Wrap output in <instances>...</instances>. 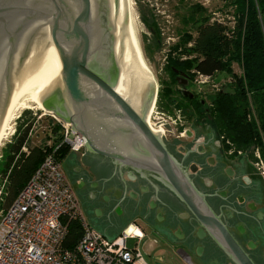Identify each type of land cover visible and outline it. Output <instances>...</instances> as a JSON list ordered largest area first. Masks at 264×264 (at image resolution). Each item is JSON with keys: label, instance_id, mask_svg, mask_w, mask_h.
Instances as JSON below:
<instances>
[{"label": "water", "instance_id": "water-1", "mask_svg": "<svg viewBox=\"0 0 264 264\" xmlns=\"http://www.w3.org/2000/svg\"><path fill=\"white\" fill-rule=\"evenodd\" d=\"M152 24L138 0H0V140L13 115L35 100L71 126L70 138L83 136L85 153L71 150L62 167L88 223L109 242L140 215L205 264H264V220L237 217L232 231L233 210L210 200L226 195L210 192L227 189L235 210L237 194L264 210V176L249 153L224 161L248 186L225 176L207 179L205 192L167 147L165 123L147 120L158 96L151 91L160 46ZM177 81L183 96L194 97L185 73ZM174 110L186 115L180 101Z\"/></svg>", "mask_w": 264, "mask_h": 264}, {"label": "trees", "instance_id": "trees-1", "mask_svg": "<svg viewBox=\"0 0 264 264\" xmlns=\"http://www.w3.org/2000/svg\"><path fill=\"white\" fill-rule=\"evenodd\" d=\"M235 4L237 19L232 27L220 20L211 21L210 16L204 15L205 7L197 5L201 14L193 17L195 33L182 34L176 46L181 49L180 54L167 66L171 79L159 95L170 107L179 102L175 85L180 73H185L190 82L198 74L230 76L229 87L213 94L211 104L193 101L195 111L201 118L209 119L207 123L210 121L209 124L237 149L253 153L259 147L264 154V0H236ZM149 27L155 30L154 23ZM234 63L241 66V73L235 72ZM183 97L181 101L190 99ZM32 128V122L19 128L4 150L5 160L0 170L4 207L14 202L45 155L64 139L62 124L54 123L46 136L52 144L30 145ZM69 150L70 146L63 143L58 147L57 156L61 159ZM81 235L80 222L69 221L66 243H75Z\"/></svg>", "mask_w": 264, "mask_h": 264}, {"label": "built area", "instance_id": "built-area-1", "mask_svg": "<svg viewBox=\"0 0 264 264\" xmlns=\"http://www.w3.org/2000/svg\"><path fill=\"white\" fill-rule=\"evenodd\" d=\"M198 76L203 83L212 78ZM61 124L64 139L45 155L14 202L8 207L0 206V264H150L137 246L128 245L129 239L139 243L144 238L138 225L128 226L109 242L85 220L79 198L57 156L61 144L79 151L85 140L76 132L70 138L71 126ZM253 154L254 165L264 176V154L259 147ZM3 200L4 184L0 189V202ZM72 220L80 222L82 235L68 245L66 238Z\"/></svg>", "mask_w": 264, "mask_h": 264}, {"label": "rangeland", "instance_id": "rangeland-1", "mask_svg": "<svg viewBox=\"0 0 264 264\" xmlns=\"http://www.w3.org/2000/svg\"><path fill=\"white\" fill-rule=\"evenodd\" d=\"M236 0H138L142 8L149 15L152 23H154L155 29L159 32L160 46L156 55L155 62L151 68L153 77H155L154 85L158 86L159 93L164 87L168 85L170 81L169 72L167 66L170 65L172 59L180 54L181 49H176L177 44L182 40V34L185 32L195 33L193 26V17H199L201 14L197 5L205 7L206 11L204 15L210 16L211 21L220 20L225 22L229 26H234L237 19V8L235 4ZM241 66L238 63H234V70L236 73H241ZM221 74H215L207 82H199L201 78L197 75L194 81L190 82L187 91H190L211 104L213 94L220 89L229 87L230 76L222 77ZM180 86L175 85L177 90ZM158 93L155 112L151 115L152 122H161L162 118H166L172 123L174 128H182L180 120H176L175 110L168 106L165 98H161ZM181 90L177 93L178 98L181 99ZM184 104V108H189L185 101H180ZM34 103H30V108L22 109L19 113V117L13 122V130L11 135L4 139L0 149V168L4 160V149L18 134L19 128H22L26 123L32 122L33 129L31 131L30 143L31 145L42 144L47 142L52 144L51 140H46L47 132L50 131V126L54 123H62L53 114L37 108ZM164 112V114H163ZM193 114H197L195 111ZM159 118V119H157ZM151 122V123H152ZM177 122V123H175ZM187 125V124H185ZM250 154H254L250 151H246ZM245 152V153H246ZM5 155V154H4ZM3 181L0 177V189L3 187ZM0 206H4V200L0 202ZM157 239V236L151 233L147 234L139 243L137 239H129L128 245L130 247H136L142 252L150 264H163L159 259L158 250L149 251V241Z\"/></svg>", "mask_w": 264, "mask_h": 264}, {"label": "flooded vegetation", "instance_id": "flooded-vegetation-1", "mask_svg": "<svg viewBox=\"0 0 264 264\" xmlns=\"http://www.w3.org/2000/svg\"><path fill=\"white\" fill-rule=\"evenodd\" d=\"M178 92H180L179 88L177 89ZM159 93V89H158ZM181 94V93H180ZM158 98V96H157ZM181 98H184L181 96ZM199 100L202 105H206L207 101L199 98L198 96H194L190 99H184L183 101L186 102V104L189 106V108H186V115L184 114H179L176 117V120H180V124L182 125V128L176 127L175 129L172 128L171 126H168V123L164 120L161 121L165 125L164 132L162 133V137L165 140L167 147L169 150L175 155V157L182 162L184 165H186L189 168V172L192 176H194L195 181L197 185L203 190L208 191V188L206 184L208 183L207 179L214 184V182L218 183L223 177L225 176H230L234 177L238 180H241L245 185L248 186L247 183H249V179L244 176L242 178L236 177V171L232 168L231 165L229 166H224V161L228 162H235L238 161L239 158L245 156L247 153L246 151H243L241 149H237L232 143L228 142L226 140V137L224 134L219 133L218 130H216L214 127H212L209 123L206 121H203V118L199 115V113L196 114V116H191L190 119L193 118L191 124L192 126H186L183 122L182 119L186 118L188 115H191L190 113L195 112V108L193 105V101ZM181 101V99L179 100ZM192 102V104H191ZM157 99L154 105V108L156 107ZM178 102L173 104L171 107L174 109L177 108ZM152 107V106H151ZM179 109V108H178ZM154 110V109H153ZM153 110L150 112L149 116L147 117V120L151 123V115L153 114ZM180 111V110H179ZM181 113V112H180ZM164 114V112H163ZM164 119V118H163ZM177 123V122H175ZM249 156V160L253 166V170L261 176L259 171L256 169L254 166V157L252 154H247ZM192 165H197L196 171H191V166ZM228 170L232 171L231 174L228 173ZM262 177V176H261ZM126 180L129 182V184L139 183L140 178L137 177L135 181H130L125 177ZM200 180L203 182L204 186L202 183H200ZM233 185V184H231ZM161 189L163 188L162 185ZM143 187V186H142ZM162 190H165L164 188ZM205 191V192H206ZM210 192V191H208ZM222 192H225L226 195L225 197L222 195H218L217 197L211 198V202L217 206V202L214 203V199H218L221 202V205H224L226 210L231 208L233 210V217L229 220V226L231 230L233 231V226L234 225V219L238 217L240 219L241 217H253L254 220L257 222H263L264 220V210L258 211L257 206L253 205L251 203L244 204V202H241V199L243 200V195H236V201H238V204H240L239 209L237 208L235 210V206H233L235 203L232 202L231 198L229 197V193L227 189H218V191L215 190V192H210L212 194L214 193H219L221 194ZM95 194L94 192L90 193V197H94ZM130 196H132L130 194ZM133 197V196H132ZM165 199V196H163ZM224 201V202H222ZM167 202V201H166ZM173 202L176 203L177 206L179 204L174 200ZM162 205V204H161ZM135 206V205H134ZM164 206V205H162ZM256 206V208H255ZM166 207V206H164ZM250 207V208H249ZM169 209L168 207H166ZM250 209H254V216L250 215L248 211H251ZM224 208V211H226ZM170 212L174 213L169 209ZM172 216H168L167 218L164 217V220L166 221H171ZM233 220V222H232ZM168 228L169 226L166 225ZM166 230L159 231V235L161 238H164L165 240H169L168 233L165 234ZM146 236V234H145ZM144 236V237H145ZM185 236V235H184ZM238 239V238H237ZM239 240V239H238ZM240 241V240H239ZM242 244V243H241Z\"/></svg>", "mask_w": 264, "mask_h": 264}, {"label": "crops", "instance_id": "crops-1", "mask_svg": "<svg viewBox=\"0 0 264 264\" xmlns=\"http://www.w3.org/2000/svg\"><path fill=\"white\" fill-rule=\"evenodd\" d=\"M30 136H31V132L29 134V144L31 145ZM42 144H44V143H42ZM35 145H41V144H35ZM23 149L27 150V147L24 146ZM71 150H73V149H70L61 158V163H63V161L65 160L67 155L71 152ZM79 151H81L82 153H85V148H83V149H81ZM3 158H4V156H3ZM248 160H249V156H248ZM1 169H2V167L0 168V170ZM63 170H64V168H63ZM64 172H65V170H64ZM65 174H66V172H65ZM67 179L69 180L68 177H67ZM81 207H82V205H81ZM83 214H84V212H83ZM84 217H85V215H84ZM85 220L87 221L86 217H85ZM87 223H88V221H87ZM134 225H138L142 229V231L146 234L145 237H147V234H149V233H151L154 236H157V239L154 238L153 240L149 241L148 249L151 252L155 251V250H158L159 251L158 252L159 259L162 261L163 264H191V263H193V264H205L186 244L174 243L170 239L169 240H167V239L165 240L164 238H161L160 235H159V230L157 228H155L152 224H150L147 220H145L142 216L136 215L127 224V226L125 228H127L128 226H134ZM145 259H146V257H145Z\"/></svg>", "mask_w": 264, "mask_h": 264}, {"label": "bare ground", "instance_id": "bare-ground-1", "mask_svg": "<svg viewBox=\"0 0 264 264\" xmlns=\"http://www.w3.org/2000/svg\"><path fill=\"white\" fill-rule=\"evenodd\" d=\"M150 78H152V88H151V91L153 90V92L155 93V91H156V89H157V87L158 86H155L154 85V82H155V77H153V74H152V72H151V74H150ZM158 90V89H157ZM154 96H153V99H154V97H155V94H153ZM157 99V98H156ZM155 100V99H154ZM154 100L150 103V105H149V112H148V116H149V114H150V112L154 109V105H155V103H154ZM156 102V101H155ZM30 103H34L36 106H37V108H40V109H43V110H45V111H47V109H45L42 105H40L37 101H35V100H32ZM35 106V107H36ZM152 106V107H151ZM26 108H30V106H25V107H22V108H20L14 115H13V117L11 118V120H10V122H9V125L7 126V128H6V130L4 131V133H3V136H2V138H1V140H0V149H1V146H2V143H3V141H4V139H6L8 136H9V134L11 133V131L13 130V127H14V125H13V122L15 121V119L17 118V117H19V113H20V111L22 110V109H26ZM12 134V133H11ZM10 134V135H11Z\"/></svg>", "mask_w": 264, "mask_h": 264}]
</instances>
